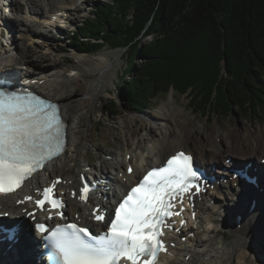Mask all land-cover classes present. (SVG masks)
I'll return each instance as SVG.
<instances>
[{"label": "trees", "instance_id": "16d2710c", "mask_svg": "<svg viewBox=\"0 0 264 264\" xmlns=\"http://www.w3.org/2000/svg\"><path fill=\"white\" fill-rule=\"evenodd\" d=\"M72 40L81 52L124 50L116 90L134 113L172 90L203 118L264 114V0H110Z\"/></svg>", "mask_w": 264, "mask_h": 264}, {"label": "bare ground", "instance_id": "6f19581e", "mask_svg": "<svg viewBox=\"0 0 264 264\" xmlns=\"http://www.w3.org/2000/svg\"><path fill=\"white\" fill-rule=\"evenodd\" d=\"M82 3L86 4L85 1H82ZM15 5L16 1L14 0H0V31L2 30L1 26L4 22L3 20H5L3 12L8 7H10L11 10L15 9ZM50 7L52 10L56 9L54 10L55 13L62 12V14L68 15L78 8V6L74 4H63L62 0H58L57 4H52L51 0ZM58 21L60 25H62V22L60 20ZM57 27L60 28L59 26ZM73 56L74 64L68 72L74 71V76H66L64 72L51 68L49 70L50 74L48 75L50 76L49 82H45L39 86L42 94L62 105V114L67 124L69 139L66 151L60 158L51 164L50 169L47 168L42 173L38 174L25 188L22 194L18 196L0 197V205L2 207L0 213L9 211L10 213L21 214L22 207L15 205L16 200L21 199L24 195L33 193L37 186L44 185L49 179L61 176L66 180L67 186L72 188L75 181L70 177L69 173H72V169L76 166V163H84L80 165L79 170L81 172H84L86 170L85 167H88V164H85V156L82 154V150L83 148L85 149V147H75L74 143L81 137H79V133L85 126L84 120L87 119L86 115L90 107L92 108L94 103H98L102 99L100 95L101 90H106L110 85H114L113 76L119 66L117 59L120 58L122 54L121 51H116L113 52L112 55L106 53L89 56L88 54H80L79 51L78 53L75 51ZM109 56H112L115 61L110 62ZM46 65H49V63ZM3 66H8V63H4ZM10 69L11 68L7 67L3 70L8 71L7 73L12 75L19 74L15 71H10ZM111 71L113 72L111 73ZM81 73H98V75H96L94 79L85 80L79 78V74ZM82 84L84 85L83 87L81 86ZM171 100L163 112L160 111V113L149 114L147 116L150 123L144 122L143 119L137 120L133 118L132 121H129L124 118V120L121 121V125L126 128V139L124 143L126 149H123L119 154L122 158H114L116 161L114 165L110 166L111 170L108 169L107 163L102 161L99 166L91 167L92 172L98 177L104 175L111 180L119 181V186L112 192V196L114 197L117 191L127 188L130 185L129 183H122L121 180L116 177L120 167L123 169L124 166H127L126 155L128 154L130 155V160L134 163L136 172H139V175L144 169L146 170L149 167L159 166L167 156L182 148L186 149L187 153L192 152L197 155L204 164L222 163L220 161L221 158L223 157L225 161L228 155L234 158V165L238 164L240 161L252 162V167L257 168V171L253 172V176L257 177V184H259V186L255 188L249 184L248 187L251 189L249 188L247 192L244 190V195H247L248 192H250V194L243 200L244 205H237V207L241 209L244 208V211L239 209L227 210V215H225L226 218L222 221V227L220 225V227L216 229H211L210 226L216 220L215 206L214 208L212 207L213 205L220 204H218V200L221 201L224 200V198L226 199L224 196L227 195L228 189L224 191V189L222 190V188H220L219 192H221V194L217 198L216 195L213 197L215 194L214 192H212L213 194L211 195L207 193L203 197L205 203H198L197 206L198 228L194 234V239L188 240L186 244L178 243L177 248L171 251L173 254V264H255L254 260H250L247 257L248 254L246 252H243V255L240 254L242 256L239 255L240 261L236 262L235 260L234 263L233 261L236 257V246L248 245V241H251V237L254 233L252 222L256 225L257 219L262 214L260 211L264 210V198H262L264 196V166L260 163L261 156H258L260 152H258V150L255 152L257 146L259 147V151L260 149L263 150L264 137L262 141L258 139L259 141L255 142L248 140L247 136L239 133L234 138L235 140L228 142L225 140L224 134H220L218 138H220V136L223 137L222 140H219L221 143L218 145H216V143L211 144L207 140L209 139L208 133L204 134L199 132L196 126L191 125L188 127V120H181L183 111L176 109ZM99 112L101 113L102 110ZM140 130L146 131L147 133L140 135ZM83 133H85L84 130ZM137 136L140 137L136 140V143L132 142L133 138ZM88 139V135L82 139L83 141H81L80 138V144L84 141L88 142ZM130 145L132 148H130ZM146 152L148 153L147 157L145 156ZM111 160L113 162V159ZM141 161H145L146 164L142 166ZM222 166L228 168V165L225 166L223 164ZM113 170L116 171V174H114L115 178L112 176ZM217 173L220 174L221 171ZM243 181L244 180H242V182ZM69 183H71V185H69ZM67 186L62 187L61 191L65 190ZM228 187H230L229 184L227 185V188ZM254 190L259 192L257 193V197L254 195ZM234 201H236V199H234ZM66 203L70 210H76L82 214H84V210H86V206L79 204L76 200H72L69 197L66 199ZM209 203L212 206H209ZM253 203H255L254 208L250 211ZM230 213L241 216L239 222L241 226L239 229H235L229 225L231 221V217L229 216ZM253 214L254 216L252 218H245L243 220L245 215L251 217ZM27 227L28 224L24 221L23 230L25 232ZM226 229L228 230L227 238L225 237ZM24 234L25 233H22L20 236V243L12 247L9 251L6 250L5 243L1 245L0 264L33 263V260L26 259L24 253H22L23 244L21 241L24 238ZM35 239L37 238L35 237ZM2 247H4V249H2Z\"/></svg>", "mask_w": 264, "mask_h": 264}, {"label": "snow or ice", "instance_id": "6c2138e0", "mask_svg": "<svg viewBox=\"0 0 264 264\" xmlns=\"http://www.w3.org/2000/svg\"><path fill=\"white\" fill-rule=\"evenodd\" d=\"M63 128L56 104L31 93L0 91V192L20 188L45 162L60 154ZM194 179L200 177L192 158L177 153L131 188L115 208L114 217L108 218L107 232L93 237L87 228L74 223L51 231L45 240L55 249L53 258L57 264H119L122 259L128 264H155L158 254L166 251L160 239L167 227L165 221L178 215L171 211V201ZM88 191L87 185L81 189L82 201L87 200ZM52 192L51 187L44 189L36 206L42 209L47 203L59 207ZM105 212L97 207L93 215L104 222ZM36 230L44 233L46 228L37 224Z\"/></svg>", "mask_w": 264, "mask_h": 264}, {"label": "rangeland", "instance_id": "374dc122", "mask_svg": "<svg viewBox=\"0 0 264 264\" xmlns=\"http://www.w3.org/2000/svg\"><path fill=\"white\" fill-rule=\"evenodd\" d=\"M64 1V2H63ZM110 0H89L88 3L84 4L81 3L80 0H62L63 4H74L80 7V11H72V23L69 25V28H74L76 25H79L80 22H82L84 19L88 18L94 11H96L97 6L103 3H108ZM17 5V2H16ZM19 5V4H18ZM17 5V6H18ZM73 6V5H72ZM74 8V6H73ZM91 11V12H90ZM87 12V13H86ZM92 17V15H91ZM65 32V31H64ZM147 41H150V38H147ZM60 44L56 45L54 50H57L56 52H53L50 54V58L48 59V62L50 63V68L58 69L66 74V76H74L75 72H68L70 68L73 67L74 64V52L76 51L72 46H69L66 48L67 41L59 42ZM103 43V41L100 42V44ZM64 49V50H63ZM121 51L122 56L117 59V62L119 63V66L117 67V71L114 73V85H110L108 89H102L101 90V100L100 102H96L92 105V108L90 107L86 118L84 121V128L80 131L79 137L82 139L85 136H89V141H84L80 144V138L76 140L74 143L75 147H85L82 150V154L85 156V164L91 163L95 166H99L102 161L106 162L108 165V169L111 170L110 166L115 164L114 158H122V156H119V154L123 151V149H126L124 146L125 139H126V128L121 125V121L126 118L129 121H132L133 118L140 120L143 119L144 122L150 123V120L148 119L149 114H157L163 112L167 106L170 100L172 101L174 107L176 109H180L183 111V114L181 115V120H188V127L196 126L198 127V131L201 133H208L207 139L211 144L218 145L221 143V141L218 143V137L220 134H224V138L226 141L235 140L234 138L236 135L244 134L247 136V139L250 141H262V138L264 137V114H261L258 116H253V118L245 117L240 115L236 112H230L228 116H219V115H211L209 119L201 117L199 114H195L191 111L188 105V96H178L175 95L174 92H170L167 95L158 96L154 100L151 101L150 108L146 109L143 114H136L134 113L128 106H126L123 102V99L118 96L116 93V86L118 84L119 79L118 76L122 75L124 67H125V61H124V50L123 49H115L112 50L111 46L109 44H103L102 48H100L99 51L96 53H87V52H79L80 54H88L89 56L92 55H98V54H108L112 55L113 52ZM77 52V51H76ZM78 53V52H77ZM73 54V55H72ZM109 61L113 62L115 59L112 56H109ZM137 63L141 64L142 60L137 59ZM113 71H111L112 73ZM98 75L96 74H79V78H83L85 80L94 79ZM129 77V76H128ZM78 79V78H77ZM84 86L83 84L81 85ZM110 100H114L116 102L115 107V114L116 115H109V107H107V103ZM165 107V108H164ZM102 110L100 113L99 111ZM103 115V116H102ZM185 116V117H184ZM165 124L164 122H161ZM132 126V125H131ZM83 130L85 133H83ZM124 132V135H123ZM146 131L140 130L141 134H146ZM218 134V136H217ZM226 134V135H225ZM140 136H137L136 138H133L132 142L136 143V140H138ZM221 137V136H220ZM223 137H221L222 140ZM259 139V140H258ZM89 143V144H88ZM80 144V145H79ZM147 144V143H146ZM253 144V143H252ZM130 148L132 146L130 145ZM144 150V149H143ZM186 150V149H185ZM260 152L264 154V148L263 150L260 149L257 146L255 148V152ZM107 154L115 155L112 160H107ZM260 155H258L260 157ZM232 157L231 155H228L227 157ZM233 158V157H232ZM224 158H221L222 163L220 164L221 167H223ZM241 162V161H240ZM245 162V161H244ZM111 163V164H110ZM242 163V162H241ZM247 163V162H245ZM84 163H81L79 165H82ZM78 167L76 165L74 168ZM74 168L72 170H74ZM80 168V167H79ZM86 168V167H85ZM74 172V171H73ZM251 176H253V172L250 173ZM264 182V181H263ZM247 189L246 184H244L241 188H236L234 192L231 195H228L226 199L224 200H218L219 205H213L212 208H215V222L210 226L212 229H216L218 227H222V221L224 218H226L225 215H227V210H235L239 209L241 211H244V208L237 207V205H244L243 200L250 194L248 192L247 195H244V190ZM251 189V188H250ZM256 190V189H255ZM254 190V191H255ZM255 196L257 197V191L254 192ZM223 197V196H222ZM264 198V196L262 197ZM236 199V201H234ZM220 201V202H219ZM217 203V202H216ZM228 208V209H227ZM262 214L257 219V223L255 225L254 222H252L254 228H253V235L251 237V241H248V245H238L235 249V259L233 263L240 261L239 255L244 254L243 252H246L248 254V258L250 260H254L255 264H264V210H261ZM230 216V215H229ZM231 217V216H230ZM232 223V217L231 221ZM228 230H225V237H228ZM212 234V233H211ZM249 252V253H248ZM240 255V256H242Z\"/></svg>", "mask_w": 264, "mask_h": 264}, {"label": "built area", "instance_id": "2783aa9c", "mask_svg": "<svg viewBox=\"0 0 264 264\" xmlns=\"http://www.w3.org/2000/svg\"><path fill=\"white\" fill-rule=\"evenodd\" d=\"M15 9L8 7L3 13L5 20L0 31V67L4 62H19L24 65L38 63L46 65L49 59L50 38L42 36L40 30L46 32L43 24L50 7L51 0H14ZM58 0H52L57 4ZM27 46V47H26ZM23 47V48H21Z\"/></svg>", "mask_w": 264, "mask_h": 264}]
</instances>
